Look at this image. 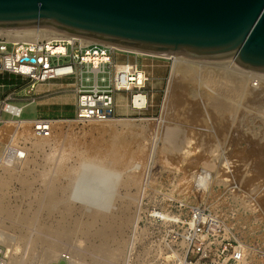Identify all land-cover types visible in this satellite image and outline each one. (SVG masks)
<instances>
[{"label": "rangeland", "instance_id": "rangeland-1", "mask_svg": "<svg viewBox=\"0 0 264 264\" xmlns=\"http://www.w3.org/2000/svg\"><path fill=\"white\" fill-rule=\"evenodd\" d=\"M52 62L65 65L71 58L61 57L59 62L53 58ZM153 62L158 68L155 73H162L166 79L160 84L151 79L145 83L143 91L149 93V105L140 112L108 121L57 119L49 137L36 134L33 124L0 122V136L11 141L18 132L20 144L27 147L26 159L15 172L0 167V195L15 209L34 206L38 212L39 202L48 194L49 181L53 180L61 189L69 184L81 160L105 161L112 154L114 163L108 166L120 174L121 185L110 215L117 221L111 243L118 242L119 249L99 255L97 246L92 245L98 244V240L90 242L83 236L84 210L80 204L69 201L71 211L64 221L78 225L72 240L58 237L55 253L67 254L72 261L83 264H176L177 253H182L185 246L181 238L182 222L191 207H200L220 217L237 239L264 249V86H255L246 74H236L243 80L232 82V88L239 89L243 95L253 88L257 96L241 100L244 113L237 115L229 111L232 115L229 122L222 112L212 108L215 105L209 104L219 86L217 75L206 78L201 70L192 71L182 99L179 98L185 110L168 120L162 105L173 60ZM104 76L109 74L98 76L101 87ZM94 79V73L84 68V83L89 85ZM7 90L10 91L6 88L4 92ZM132 90L137 91L134 86ZM26 94L27 89L19 92V96ZM12 116L4 114V119L11 120ZM36 116L37 105L28 104L21 119ZM162 119H167L166 123L161 124ZM127 122L138 126L126 129L123 124ZM35 142L40 144L39 148L34 146ZM205 172L211 173L212 179L206 189H201L194 177ZM182 202L187 206L181 205ZM56 211L60 212V208ZM39 216L43 219L45 210H40ZM59 219L57 216L54 221ZM2 220L0 230L14 236L18 247L8 259L7 247L0 241V264L7 261L19 264L30 255H41L45 246L28 242L30 229L18 224V218ZM109 223L98 224L103 227ZM57 260L67 263L61 257L53 261Z\"/></svg>", "mask_w": 264, "mask_h": 264}, {"label": "water", "instance_id": "water-1", "mask_svg": "<svg viewBox=\"0 0 264 264\" xmlns=\"http://www.w3.org/2000/svg\"><path fill=\"white\" fill-rule=\"evenodd\" d=\"M32 28L264 73V0H0V29Z\"/></svg>", "mask_w": 264, "mask_h": 264}, {"label": "bare ground", "instance_id": "bare-ground-1", "mask_svg": "<svg viewBox=\"0 0 264 264\" xmlns=\"http://www.w3.org/2000/svg\"><path fill=\"white\" fill-rule=\"evenodd\" d=\"M0 38L14 43L29 42L41 44L42 42H45L54 52H63L66 50L63 44H51V42L63 40L74 41L78 37L50 29L32 28L25 30H0ZM81 40L84 44L92 42L91 40L85 38H81ZM164 56L165 58H171L173 60L170 69V76L168 79V86L162 105L163 115L165 114L168 120L174 119V117L181 115L185 110L181 105L180 99H182L185 86L190 82L189 74L192 71L199 72V70H201L206 78H213L217 75L215 80L219 86L216 90V95L210 98L212 100H209L208 97L209 104L215 105L212 108L222 112L223 115H225V119L229 120V122L232 116L228 114L229 111H233L237 115L244 113L246 109L241 103V100L253 99L257 96V92L254 91L253 88H251V90L244 95L239 93V89L232 88V82H236L238 80V82H240L241 79L243 80V77L236 75L238 72L244 75L246 74V77L251 78L252 80H254L255 76L258 75L256 72L240 67L233 60L199 59L181 55ZM63 71L64 69L59 70L60 73ZM137 71L138 73L136 79L141 83L144 79V73L139 68ZM259 75L264 74L261 73ZM147 101V96L144 93H139L132 97L131 101H128L126 105L132 106L133 108L135 106L137 108H142L147 103ZM16 107L17 106L9 103L4 105L5 109L11 110L13 112H19L18 107ZM199 110V108H196L197 112H199ZM143 119L144 118H141V120ZM147 120H150V118ZM166 121L167 119H165V121L162 119L161 124L162 122L166 123ZM7 122H16L19 126L22 124H34V121L28 120H9ZM137 126L138 124L136 123L127 122L123 124V127L126 129H136ZM20 137L21 136L18 134V132H16L11 142L19 144V139H21ZM156 142L157 141L154 143ZM34 146L39 148L40 144L35 142ZM154 147L155 144L150 152L151 157L154 154ZM17 151L24 153L25 158H20L21 160L18 159L13 163L9 162V166L3 164V161H1L0 158V167L4 168V170H8L9 172H15L14 170H16V168L22 166L27 156V147H17ZM111 156L112 157L110 160L105 161H94L91 159L81 160L76 173L71 177L69 184L62 185L61 189H59L60 186H57L56 182L53 180L49 181L47 183L48 194L41 202H39L40 209H38V212L35 210L34 206H31L26 210L15 209L14 207L7 205L4 201V197L0 195V218L4 220L8 218L10 219L12 217L18 218V224L26 226L28 229H30L31 235L28 242L30 244L42 243L43 246H45L43 252H41V255H30L27 258H23L19 264H49L53 260H56L62 256L61 253L54 252L57 242L60 238L72 240V238L75 236V228L78 225H72L64 221L65 215H69L71 211L69 201L80 204L84 210L83 214L85 215L86 220L83 223L84 225L81 226V229H84L83 236L88 240L90 239V242H96L98 240V244L93 243L92 245L97 246L96 251L99 255L104 256L109 252L112 254L114 250L116 251L119 249L118 242L113 244L111 243L114 236L113 226L117 221L112 220L110 215L103 217L100 215L112 210L115 207L121 185V181L117 172L108 166L109 164L114 163L113 155L111 154ZM194 178L197 182V185L201 189H206L207 185L212 179V175L211 173L205 172L199 176H195ZM25 183L27 182L25 181ZM262 202H264V198L262 199ZM58 207L60 208V212L56 211V208ZM40 210H45L46 212V216H44L43 219H40ZM57 216H60L61 219L54 221ZM45 219H48V221L52 223H47ZM99 221H110V223L107 226L100 227L98 224ZM55 222L57 223L55 224ZM136 225L137 221L135 222V226ZM0 234L1 243L7 247L5 256L8 259H11L12 254H14L15 249L18 247L17 241L14 236L6 232L4 229L0 230ZM134 236L135 235L133 234L132 238ZM131 244L132 243L130 242V246H132ZM178 254L180 253H177V255ZM3 264H11V262L7 261ZM71 264L83 263L80 261H72Z\"/></svg>", "mask_w": 264, "mask_h": 264}, {"label": "built area", "instance_id": "built-area-1", "mask_svg": "<svg viewBox=\"0 0 264 264\" xmlns=\"http://www.w3.org/2000/svg\"><path fill=\"white\" fill-rule=\"evenodd\" d=\"M60 43L66 48L63 52H54L45 42L41 44L14 43L0 38V73H13L26 77L33 82H45L74 74L75 64L87 66L88 72L95 75V84L90 88L79 89L77 110L74 117V120L79 122L84 120L108 121L115 118V94L118 92L125 90L131 98L136 94L144 93L143 90L145 83L149 80V75L144 69L139 68L144 73V79L140 83L136 79L137 66L126 65L115 71L113 66L114 54L133 53L156 61L166 59L162 56L126 51L106 44L94 42L84 44L81 38L74 41L51 42V44ZM70 47L77 49L73 61L65 65L53 64V58L59 62L61 57L69 56ZM60 69H64V71L60 73ZM100 73L110 74L109 85L99 86L97 81ZM256 74L258 75L255 76L253 84L264 86V75H259L261 73L258 72ZM105 80L106 77H103V81ZM132 86L137 91H133ZM145 95L147 96V94ZM147 104L142 108L136 106L134 108L143 109L147 107ZM18 109L19 112L8 109L5 111L13 115L11 120L20 121L23 120L21 119L22 109ZM7 121L9 119H4L0 115V122ZM54 121L52 119H37L33 124L34 131L41 136L49 137L52 134ZM17 147L23 146L0 136V158L3 164L9 166V162L13 163L20 158H25L24 153L17 151ZM181 205L186 204L182 202ZM182 224L181 238L185 246L183 252L178 254L176 264H264L263 248L237 239L228 231L226 223L220 217L206 212L200 207H191ZM62 258L67 261L66 264H71L72 258L70 256L63 254ZM49 264L62 263L57 260Z\"/></svg>", "mask_w": 264, "mask_h": 264}, {"label": "crops", "instance_id": "crops-1", "mask_svg": "<svg viewBox=\"0 0 264 264\" xmlns=\"http://www.w3.org/2000/svg\"><path fill=\"white\" fill-rule=\"evenodd\" d=\"M76 51V48H69L68 57L71 58V62L74 59V54ZM153 61L154 60L151 58H146L132 53H116L113 56V66L115 71L126 65L137 66V68L144 69V71L149 75V80L151 79L152 82L157 81L159 84L163 83L166 77H164L162 73H155V70H158V68H155ZM86 67L87 66L75 64L74 74L54 79L57 81H52V79L50 82H33L26 77L13 73H0V115L4 118V114H10L3 108L5 103H9L21 108V114L26 105L35 104L37 105V116L33 118H27L25 120L35 121L40 118L52 120L74 118L77 110L79 89L83 87L90 88L95 84V79L94 83L89 85L84 83L83 73L84 68ZM104 77H106V80L103 81V86H107L110 84V74L109 77ZM88 80H90V78H88ZM97 82L100 86L99 79ZM6 88H9L10 91L7 90L8 92H4ZM26 89L27 94L19 96V92ZM145 94H147L148 98L149 93ZM129 95L130 94L128 92L123 91L115 94L116 116L130 115L134 112H140L141 110L147 108L136 109L132 106L126 105V103L129 101ZM17 101H25L26 104L18 105L16 104Z\"/></svg>", "mask_w": 264, "mask_h": 264}]
</instances>
